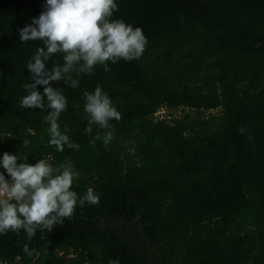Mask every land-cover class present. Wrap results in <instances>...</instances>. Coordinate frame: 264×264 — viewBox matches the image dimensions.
I'll list each match as a JSON object with an SVG mask.
<instances>
[{
	"label": "trees",
	"instance_id": "obj_1",
	"mask_svg": "<svg viewBox=\"0 0 264 264\" xmlns=\"http://www.w3.org/2000/svg\"><path fill=\"white\" fill-rule=\"evenodd\" d=\"M45 3L0 0V158L69 159L79 172L71 190L91 188L100 202L77 204L31 240L0 234V264H264V0H115L111 20L141 28L148 43L138 60L81 74L77 88L51 82L67 100L60 129L79 145L63 152L48 143V110L20 104L26 63L43 44L21 43L18 29ZM97 86L121 113L107 146L90 144L97 126L85 134L83 93ZM178 106L218 112L154 114Z\"/></svg>",
	"mask_w": 264,
	"mask_h": 264
},
{
	"label": "clouds",
	"instance_id": "obj_2",
	"mask_svg": "<svg viewBox=\"0 0 264 264\" xmlns=\"http://www.w3.org/2000/svg\"><path fill=\"white\" fill-rule=\"evenodd\" d=\"M43 7L37 18L18 29L21 43L40 41L43 44L26 63L30 82L22 86L27 95L20 104L28 109L48 110L44 119L49 125L46 129L49 145L59 152L65 146L78 150L79 145L70 140L67 127L63 132L60 129L58 120L67 109V100L61 88H53L51 82L63 81L77 88L78 77L95 75L97 65L108 72L107 62L140 59L148 40L141 28L111 20L117 10L115 0H46ZM56 54H63L62 64L52 60ZM50 60L53 66L48 69L46 62ZM38 85L43 86L42 93L37 90ZM83 99L88 121L85 134H91L93 126L103 131V134L97 131L90 144L95 146L99 140L107 146L115 134L110 121H120L121 113L100 86L91 93L85 91ZM161 109L163 113L165 109ZM239 131L243 134L246 130ZM26 161L27 156L21 158L9 153L0 158V167L10 178L6 180L4 173H0V234L11 230L19 235L23 230L31 240L37 230L51 232L65 218L70 219L77 204L83 207L86 203L100 202V196L91 188L82 197L71 190L73 181L79 178L71 160L65 159L56 167L44 159L34 165ZM24 251L28 252L27 246ZM109 264L118 262L110 260Z\"/></svg>",
	"mask_w": 264,
	"mask_h": 264
},
{
	"label": "rangeland",
	"instance_id": "obj_3",
	"mask_svg": "<svg viewBox=\"0 0 264 264\" xmlns=\"http://www.w3.org/2000/svg\"><path fill=\"white\" fill-rule=\"evenodd\" d=\"M160 111V110H159ZM157 111V113L155 114V116H158L163 114L166 115L164 116V118L166 119H172V118H178L181 117L182 115L187 114L189 117H197V116H206L212 113H217L218 112V108L215 109H209V110H198V111H194L193 109L187 108V107H183V106H178L175 108L170 109L169 111H164L163 113ZM125 151L127 153H131L132 152V148H125ZM10 179V178H6Z\"/></svg>",
	"mask_w": 264,
	"mask_h": 264
},
{
	"label": "built area",
	"instance_id": "obj_4",
	"mask_svg": "<svg viewBox=\"0 0 264 264\" xmlns=\"http://www.w3.org/2000/svg\"><path fill=\"white\" fill-rule=\"evenodd\" d=\"M160 110V111H159ZM157 111H159V112H162L163 111V109H157ZM157 111H155V113L154 114H156L157 113Z\"/></svg>",
	"mask_w": 264,
	"mask_h": 264
}]
</instances>
